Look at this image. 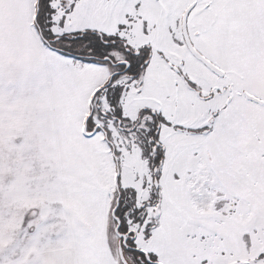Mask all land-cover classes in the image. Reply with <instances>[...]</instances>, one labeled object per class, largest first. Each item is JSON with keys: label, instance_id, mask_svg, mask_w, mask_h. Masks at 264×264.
Listing matches in <instances>:
<instances>
[{"label": "snow or ice", "instance_id": "snow-or-ice-1", "mask_svg": "<svg viewBox=\"0 0 264 264\" xmlns=\"http://www.w3.org/2000/svg\"><path fill=\"white\" fill-rule=\"evenodd\" d=\"M0 264H264V0H0Z\"/></svg>", "mask_w": 264, "mask_h": 264}]
</instances>
